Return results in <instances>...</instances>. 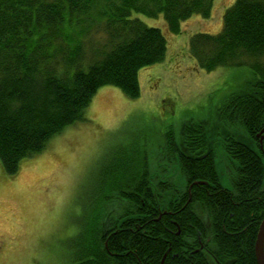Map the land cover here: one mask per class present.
<instances>
[{
    "label": "trees",
    "instance_id": "16d2710c",
    "mask_svg": "<svg viewBox=\"0 0 264 264\" xmlns=\"http://www.w3.org/2000/svg\"><path fill=\"white\" fill-rule=\"evenodd\" d=\"M213 2L0 0V164L4 173L16 174L24 159L40 153L50 138L83 119L101 86L113 85L130 99L139 96V70L164 60L167 39L161 28L145 24L132 12L160 14L167 30L179 33L181 23L192 15L209 17ZM188 53L206 71L247 66L253 75L242 89L224 99L213 117L187 121L182 128L186 139L199 145L196 149H205L204 142L212 136L207 125H229L223 126L230 132L221 130L219 141L222 148L225 137L232 143L227 150L232 158L228 182L234 192L221 189L217 169L221 163L218 159L213 163L212 155L202 159L205 166L197 174L186 172L189 179L164 183L150 178L148 159L137 149L131 164L122 163L118 174L106 180L96 201L104 205V220L97 219L99 212L90 214L92 223L81 227L80 238L73 242L78 254L72 264H116L123 255L114 253L126 250L136 252L141 261L147 255L146 262L158 264L168 247L167 258L180 252L181 243L192 244L184 238L204 231L213 236L211 251L220 264H257L254 244L264 217V158L253 139L264 125V0H233L223 11L221 30L193 33ZM192 124L196 129L188 131ZM177 140L171 132L164 135L165 146L174 152ZM194 177L208 184L192 186L191 199L183 206L188 193L179 201L181 184ZM107 201L118 203L119 212L106 206ZM194 202L201 214L192 209ZM163 210L167 213L156 219ZM206 215L213 223H204ZM195 258L194 264H212L202 255Z\"/></svg>",
    "mask_w": 264,
    "mask_h": 264
},
{
    "label": "rangeland",
    "instance_id": "374dc122",
    "mask_svg": "<svg viewBox=\"0 0 264 264\" xmlns=\"http://www.w3.org/2000/svg\"><path fill=\"white\" fill-rule=\"evenodd\" d=\"M232 1L214 0L209 17L192 15L179 33L169 32L160 14L132 12L161 28L167 39L164 60L139 70L138 97L101 86L83 119L24 159L16 174H5L0 164V264H72L78 254L73 242L81 227L92 223L90 214L99 212L97 198L119 166L131 164L138 149L151 171L159 169L166 162L167 132L177 138L184 122L213 117L227 96L252 79L247 66L206 71L188 53L193 33L221 30L223 11ZM222 183L229 186L227 178Z\"/></svg>",
    "mask_w": 264,
    "mask_h": 264
},
{
    "label": "flooded vegetation",
    "instance_id": "af4514ba",
    "mask_svg": "<svg viewBox=\"0 0 264 264\" xmlns=\"http://www.w3.org/2000/svg\"><path fill=\"white\" fill-rule=\"evenodd\" d=\"M201 120H205V119H198V120H194V121L191 120V121L197 122V121H201ZM184 123L182 124V126H181V128L177 134V139H178L177 141L179 143H178V146L176 145V148H175L176 151L174 152L173 150H169L167 145L165 146V143H164L166 162L161 164V167H160L162 169L161 171H159L160 168L157 170H152V171L150 170V172H151L150 178H154L157 181H161L164 183L167 180L177 181L179 179H189L191 176L186 175V172L191 174V175H193L194 173L197 174L205 166L204 163L206 161L202 160V159L212 155L213 156V163H215L216 159H218L217 161H219V163H221V166L219 165V168H217L220 175H221L220 183L222 185V188L221 187L220 188L225 189L226 192L227 191L234 192V189H233L232 184L230 182H229V186H224L222 183V180L224 178H227V180H228L231 173H232V164H231L232 158L230 156L228 157V154H227L228 153L227 150L229 151L232 148L231 140H227L226 138H228V137H225L226 140L224 139L223 148L221 147V144L219 141L222 138L221 132L223 130H225L226 132H230V131H228L227 128H225V127H228L229 125H223V124L211 125V124H208L207 129L211 131L212 136L210 137V140L208 142H204L203 145H206L205 149H201V148L196 149V147H198L199 145L193 146L192 145L193 142H189L186 139L188 134H185L186 132H182V128L185 126ZM189 125L190 124H188V126ZM203 126L205 128V124ZM223 126H225V127H223ZM263 128H264V125L259 129L258 132H256L255 138L253 139V142H254L256 148L258 149V151L260 152V155H262L264 158V130L261 131ZM195 129H196V126L192 124L190 127H188L187 130L188 131H194ZM243 144H244V142H243ZM226 163H228V167H227ZM229 167L231 169L230 172L228 170ZM195 177L193 178V180L190 179L191 181H189L188 183L183 181V183L181 184L182 188L179 190L180 193L178 192V194H180L179 201L183 198V195L186 192L188 193L187 200L184 202L183 206L186 205L188 203V201H190V199H191L190 191H191L192 186L198 185V184H202V185L208 184L207 180L202 179V178H195ZM213 187H215V186L212 185V187H210L209 190H211ZM209 193H211V191H209ZM107 202H109V201H107ZM110 203L111 202L105 203V205L111 207L114 213L119 212L118 211V208H119L118 205L119 204L118 203H111L110 204ZM101 206H102V211L100 213ZM103 207H104V205L99 206V213L96 216L98 220L101 217V219H100L101 222H103V220H104V219L102 220V218H103ZM192 209L194 211H195V209H197L199 214H201L203 212L200 208V205L197 204V202H194L192 204ZM119 210H120V208H119ZM165 213H167L166 210L160 211L158 213V216L156 217V219H159L160 216L162 214H165ZM204 223H213V221H211L209 216L206 215L204 217ZM104 232L105 231H103V233ZM176 233L179 234L180 230H177ZM144 239H146V238L145 237L141 238V240H144ZM185 239H188L189 241L192 240V244L189 246H184V244L181 243V247H183V248H180V252H172L171 256L167 258V255L170 251V248L168 247L167 250H165L162 253L158 264H164L165 261H166L165 264H179L181 261L187 262V264H194V262H195L194 260L196 259L195 257H198V255H202L203 257H205V259H210V262L212 260V264H220V262L216 259L215 254L211 251V248H213V236L211 234H209L207 231H204V233L197 235L195 238L194 237L193 238H184V240ZM103 245L105 247H107V240L104 241ZM122 245H123V243H122ZM114 254L123 255V256H120V258H116V260H117L116 264H149L148 260L146 262L147 255H144V260L141 261L139 259V257L137 256L136 252H133L131 250H126L123 252H116ZM122 257H125L127 259V261L122 262ZM133 258L135 260H133ZM129 260H130V262H129ZM197 263H198V261H197Z\"/></svg>",
    "mask_w": 264,
    "mask_h": 264
},
{
    "label": "water",
    "instance_id": "95a60500",
    "mask_svg": "<svg viewBox=\"0 0 264 264\" xmlns=\"http://www.w3.org/2000/svg\"><path fill=\"white\" fill-rule=\"evenodd\" d=\"M263 130L264 128L261 131ZM254 254L257 264H264V217L258 227L254 244Z\"/></svg>",
    "mask_w": 264,
    "mask_h": 264
},
{
    "label": "bare ground",
    "instance_id": "6f19581e",
    "mask_svg": "<svg viewBox=\"0 0 264 264\" xmlns=\"http://www.w3.org/2000/svg\"><path fill=\"white\" fill-rule=\"evenodd\" d=\"M144 163V162H143ZM139 167V166H138ZM214 229H216V228H214ZM212 249V248H211Z\"/></svg>",
    "mask_w": 264,
    "mask_h": 264
}]
</instances>
